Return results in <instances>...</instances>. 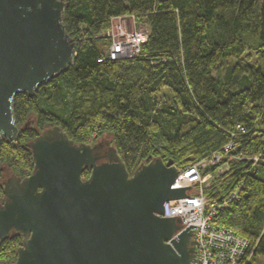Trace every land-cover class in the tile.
I'll list each match as a JSON object with an SVG mask.
<instances>
[{"label":"trees","instance_id":"16d2710c","mask_svg":"<svg viewBox=\"0 0 264 264\" xmlns=\"http://www.w3.org/2000/svg\"><path fill=\"white\" fill-rule=\"evenodd\" d=\"M66 1L64 23L77 58L33 97H15L17 123L28 125L16 143L1 139L2 164L29 176L28 143L59 125L79 143L109 137L130 172L155 157L181 170L221 151L241 124L262 135L236 139L235 154L263 155L256 171L248 172L247 160L236 161L228 180L206 193L218 201L245 185L241 199L214 222L250 241V264L264 257V0ZM129 16L147 29L140 54L106 59L108 40L97 36L114 18ZM163 89L170 101H161ZM20 242L0 244V264L14 263Z\"/></svg>","mask_w":264,"mask_h":264},{"label":"water","instance_id":"95a60500","mask_svg":"<svg viewBox=\"0 0 264 264\" xmlns=\"http://www.w3.org/2000/svg\"><path fill=\"white\" fill-rule=\"evenodd\" d=\"M66 0H0V141L16 143L18 94L33 97L77 58ZM34 168L9 172L0 199V244L20 236L13 264H192L195 233L164 217L180 169L155 157L130 172L109 137L76 142L48 126L28 143ZM7 167L0 161V173ZM90 170L88 177L84 172Z\"/></svg>","mask_w":264,"mask_h":264},{"label":"built area","instance_id":"2783aa9c","mask_svg":"<svg viewBox=\"0 0 264 264\" xmlns=\"http://www.w3.org/2000/svg\"><path fill=\"white\" fill-rule=\"evenodd\" d=\"M117 17L112 20L109 32L114 34L113 43L109 46L106 59L131 58L140 54L141 46L147 40V33L131 32L126 39L116 33L120 24ZM116 20V22H115ZM108 32V33H109ZM118 41H114L115 39ZM102 61V60H100ZM256 117V116H254ZM253 133L254 137L262 135L245 126L238 124L236 131L231 133V140L219 152H214L207 158L190 163L180 170V174L173 184V189L191 188L189 196L171 200L165 203L164 217H180L184 228H192L195 233L196 257L192 264H250L254 258V250L250 241L233 230L214 222L219 211L230 207L241 199L245 185L240 183L236 189L213 201L208 197L207 183L215 175L220 176L231 171L230 160H247L251 167L249 173L255 172L262 159V154L245 156L235 154L238 150L237 137ZM215 170H212V169Z\"/></svg>","mask_w":264,"mask_h":264},{"label":"rangeland","instance_id":"374dc122","mask_svg":"<svg viewBox=\"0 0 264 264\" xmlns=\"http://www.w3.org/2000/svg\"><path fill=\"white\" fill-rule=\"evenodd\" d=\"M116 22V20H115ZM117 24H120V28H118L116 33H119L122 38L124 37L125 39L127 38L126 36L128 34H130L131 32H136V31H141L144 34L147 33V29L146 26L144 25H137L136 23V19L133 16H129V17H123L119 20H117L116 22ZM109 32V30H108ZM106 32L103 35L97 36L98 38H102V37H106V39L108 40V47L106 48V53L109 50V46L112 45L113 43V39H114V34H112L111 32ZM113 36V39H112ZM114 41H118L115 39ZM138 56V55H137ZM160 97H161V101L165 102V101H170L171 100V94L167 89H163L160 92ZM237 160L232 159L230 160V164L232 165L234 162H236ZM230 176V172L229 173H225L223 175L217 176L215 175L211 180H209V182L207 183V189H211V188H218L220 187V185L223 182H226L228 180ZM254 264H264V257H257L254 261Z\"/></svg>","mask_w":264,"mask_h":264},{"label":"flooded vegetation","instance_id":"af4514ba","mask_svg":"<svg viewBox=\"0 0 264 264\" xmlns=\"http://www.w3.org/2000/svg\"><path fill=\"white\" fill-rule=\"evenodd\" d=\"M9 170L7 169L6 171H2L0 174H1V179H0V183H2V184H4V182L9 178ZM17 237H20V236H17V235H14V236H9L7 239H9V238H17ZM21 238V241H22V237H20ZM7 239H5V240H7ZM4 240V241H5ZM3 241V242H4ZM20 244H21V242H20Z\"/></svg>","mask_w":264,"mask_h":264}]
</instances>
